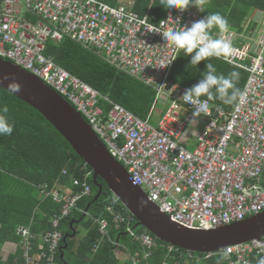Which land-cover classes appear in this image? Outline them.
<instances>
[{
    "label": "built area",
    "instance_id": "2783aa9c",
    "mask_svg": "<svg viewBox=\"0 0 264 264\" xmlns=\"http://www.w3.org/2000/svg\"><path fill=\"white\" fill-rule=\"evenodd\" d=\"M135 0H121L118 6L100 0H0V58L10 60L41 79L65 97L94 127L111 155L129 171L131 181L148 194L162 213L190 229L213 230L243 222L264 212V12L256 11L245 29H229L223 35L233 42L235 55L230 64L249 74L243 93L246 100L229 113L208 101L210 112L201 115L194 150L182 142L195 107L182 95L188 89L171 82V73L182 52L164 41V31L205 16L196 8L167 10L160 22H152L134 10ZM255 17V18H254ZM260 17V18H259ZM70 39L96 53L120 72L130 75L157 93L148 119H142L85 83L47 55L50 43ZM221 60H223L221 58ZM224 61V60H223ZM169 111L153 124L162 100ZM206 101V99L200 98ZM84 178L74 185L50 188L34 185L44 199L60 207L52 229L44 235L33 231L34 218L17 227L21 264H60L67 237L62 227L79 210L80 202L93 194L94 172L85 163L77 167ZM65 175H69L68 171ZM76 189H80L76 193ZM114 214V225L141 247L129 254L132 264H154L159 241L146 228L138 227L131 213ZM86 214V212H85ZM101 235L110 238L112 223L93 218ZM97 247L94 252H98ZM180 249L168 247V259ZM226 254V255H225ZM226 256L228 264H257L264 256V240L237 245L204 257L182 253L183 259ZM162 264H180L166 260Z\"/></svg>",
    "mask_w": 264,
    "mask_h": 264
},
{
    "label": "trees",
    "instance_id": "16d2710c",
    "mask_svg": "<svg viewBox=\"0 0 264 264\" xmlns=\"http://www.w3.org/2000/svg\"><path fill=\"white\" fill-rule=\"evenodd\" d=\"M100 1L113 6H118L121 2ZM160 2L161 0H135L134 10L158 23L167 14V9L160 5ZM204 8L205 12H201L202 15L219 12L227 19L229 28L243 31L253 12H264V0H205ZM46 54L54 56L70 73L105 96H109L134 115L148 119L157 96L154 89L120 72L96 53L82 48L70 39L61 44L50 43ZM190 59V55L185 56L183 51L181 52L171 73L172 83L192 87L203 78L202 74L207 70L206 63L210 62L215 66L217 74L228 75L232 71L238 72L236 87L244 92L249 80L247 72L221 59L211 58L209 61H201L197 66L189 64ZM211 102L229 113L234 112L238 105L225 104L218 99ZM4 106L9 109L7 116L14 124V130L11 135H0V246L15 243L18 251L13 253L7 262L0 257V264H21L22 254L17 238V227L29 225L34 218L32 225L34 234L41 236L52 229V219L60 213V207L51 199H44L34 185L48 184L50 188L70 187L74 185L75 179L84 178L77 171V167L86 162L76 154L64 135L47 122L36 109L9 91L0 89V108ZM90 170L93 171L91 167ZM66 171L69 175H65ZM90 182L93 187L92 196L80 202L79 210L66 220L62 227L65 237L71 239L68 245L63 244V248L69 246L70 249L66 252L65 259L61 253L60 264H132L120 260L118 251L126 253V249L118 248L117 245L127 247L134 254L141 251V247L128 236L125 228L118 229L114 225V214L109 211V207H115L117 212L130 213L129 210L102 178L99 183L103 185L104 193L99 201H95L101 191L95 183L94 176ZM79 191L80 189H76V193ZM90 206H92L90 214L86 217L85 212ZM89 216L92 219H89ZM93 218L109 220L112 223L110 238L106 239L101 235L100 227ZM82 226L85 231L81 242H78ZM159 243L160 247L155 251L154 264H162L166 260L179 261L180 264H228L224 255H215L201 261L183 259L182 253L189 254L183 249L175 253L174 259H168L170 245L160 241ZM97 247L99 251L96 253L94 250ZM195 254L199 257L205 255Z\"/></svg>",
    "mask_w": 264,
    "mask_h": 264
},
{
    "label": "water",
    "instance_id": "95a60500",
    "mask_svg": "<svg viewBox=\"0 0 264 264\" xmlns=\"http://www.w3.org/2000/svg\"><path fill=\"white\" fill-rule=\"evenodd\" d=\"M13 83L19 85V92L9 90ZM0 89L9 91L36 109L72 144L76 154L94 171L95 183L101 191L95 201H99L104 193V187L99 183L102 178L113 194L136 217L138 227L149 230L158 241L192 253L214 254L232 246L264 240V212L243 222L213 230H194L174 222L150 200L145 190L134 185L128 169L111 155L94 127L71 102L35 75L2 58ZM91 207L86 211V217L90 214ZM70 239L67 238L66 245ZM69 249V246L62 249L64 259Z\"/></svg>",
    "mask_w": 264,
    "mask_h": 264
},
{
    "label": "clouds",
    "instance_id": "9594fccd",
    "mask_svg": "<svg viewBox=\"0 0 264 264\" xmlns=\"http://www.w3.org/2000/svg\"><path fill=\"white\" fill-rule=\"evenodd\" d=\"M204 4L205 0H161L160 2L165 9L180 12L186 11L189 7H196L198 11L205 12ZM175 22L179 27H170L164 31L150 28L148 31L161 33L164 41L170 46L176 50H182L185 56L190 55L189 64L193 66H197L201 61H209L211 58H222L225 62H232V57L235 55L232 40L223 35L219 37L212 35L213 28L223 34L227 33L230 27L227 19L219 12L207 14L203 19L192 22L190 26H182L180 17H177ZM206 69L202 74L203 78L186 89L182 95L186 104L195 107L189 124L198 123V117L210 112L208 101L218 99L225 104L232 105L243 104L246 100L245 93L236 87L238 72L232 71L228 75L217 74L215 66L210 62L206 63ZM9 90L16 93L20 91V87L13 83ZM201 97H205L206 101L202 102ZM8 111L7 106L0 108V135H11L14 130V124L7 116ZM257 264H264V256L258 260Z\"/></svg>",
    "mask_w": 264,
    "mask_h": 264
},
{
    "label": "rangeland",
    "instance_id": "374dc122",
    "mask_svg": "<svg viewBox=\"0 0 264 264\" xmlns=\"http://www.w3.org/2000/svg\"><path fill=\"white\" fill-rule=\"evenodd\" d=\"M123 1H127V0H123ZM260 30H264V29L260 27ZM168 111H169V102L166 99H164V100H162V103H160V105L158 107V112H157L156 116L153 118V124L155 126H158L160 120H162L165 117V115ZM197 120H199V117L197 118ZM200 127H201V125H199L197 122H193L190 124L189 130L186 132V134L182 138V142L184 144H186V146H187V142H186L187 140H190V141L194 140L193 136L189 135V132L194 131L195 135L197 136V132L200 129ZM64 188L65 187H60L61 190H64ZM91 216H89V219H92ZM80 230H81V236H80V238H78V242H81V240H82V237H83L82 235L84 234V231H85L84 226H82L80 228ZM128 240H130V239H128ZM17 250H18L17 244H15V243L7 244L6 246H3V247L0 246V256H2V255L7 256L8 253L12 254V253L16 252ZM69 254L71 255V253H69ZM5 256L2 257L3 260H6Z\"/></svg>",
    "mask_w": 264,
    "mask_h": 264
},
{
    "label": "crops",
    "instance_id": "0c3cea01",
    "mask_svg": "<svg viewBox=\"0 0 264 264\" xmlns=\"http://www.w3.org/2000/svg\"><path fill=\"white\" fill-rule=\"evenodd\" d=\"M191 8H196V7H191ZM197 9V8H196ZM255 12H253V14L250 16V18H253V15H255L254 14ZM255 18V17H254ZM260 18V17H259ZM249 21V20H248ZM229 29H233V28H229ZM234 30H237V29H234ZM237 31H241V30H237ZM200 119V118H199ZM200 129H201V127H200ZM200 129L198 130V132H197V135L199 134V131H200ZM188 130H189V128H188ZM189 135H192L193 136V141H190V140H187L186 142H187V146H188V148H190V150H194V148H195V145H196V143H197V136L195 135V133H194V131H192V132H189ZM127 248V247H126ZM18 251V250H17ZM16 251V252H17ZM15 253V252H14ZM13 254V253H12ZM12 254H10V253H8V255L7 256H5V259L6 260H4L5 262H7L8 260H9V258L12 256ZM2 255V254H1ZM117 255H118V257L120 258V260L123 262V263H126V262H131V259H130V256H129V254H127V253H125L124 251H122V250H119L118 251V253H117ZM3 255L2 256H0L1 258L2 257H4ZM3 259V258H2Z\"/></svg>",
    "mask_w": 264,
    "mask_h": 264
}]
</instances>
